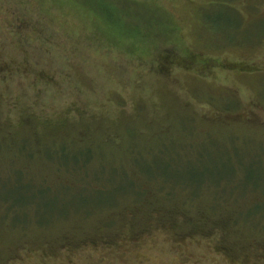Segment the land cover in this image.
Returning <instances> with one entry per match:
<instances>
[{"label":"rangeland","instance_id":"obj_1","mask_svg":"<svg viewBox=\"0 0 264 264\" xmlns=\"http://www.w3.org/2000/svg\"><path fill=\"white\" fill-rule=\"evenodd\" d=\"M0 264H264V0H0Z\"/></svg>","mask_w":264,"mask_h":264}]
</instances>
